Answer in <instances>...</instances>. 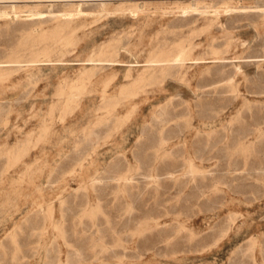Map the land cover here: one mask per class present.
<instances>
[{
  "label": "rangeland",
  "instance_id": "1",
  "mask_svg": "<svg viewBox=\"0 0 264 264\" xmlns=\"http://www.w3.org/2000/svg\"><path fill=\"white\" fill-rule=\"evenodd\" d=\"M0 264H264V0H0Z\"/></svg>",
  "mask_w": 264,
  "mask_h": 264
},
{
  "label": "bare ground",
  "instance_id": "2",
  "mask_svg": "<svg viewBox=\"0 0 264 264\" xmlns=\"http://www.w3.org/2000/svg\"><path fill=\"white\" fill-rule=\"evenodd\" d=\"M187 59L184 57V56H180V57H178L177 59H175V62L176 63H179V65H181V66H183V63H184V61H186ZM151 63H158V61L157 60H151L150 61ZM167 62H168V60H167Z\"/></svg>",
  "mask_w": 264,
  "mask_h": 264
}]
</instances>
